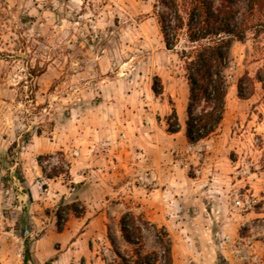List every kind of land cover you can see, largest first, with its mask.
Returning <instances> with one entry per match:
<instances>
[{"label": "rangeland", "instance_id": "374dc122", "mask_svg": "<svg viewBox=\"0 0 264 264\" xmlns=\"http://www.w3.org/2000/svg\"><path fill=\"white\" fill-rule=\"evenodd\" d=\"M157 2L0 0V178L18 171L27 188L26 179L38 183L40 197L32 205L16 179L0 183V264H23L25 242L27 264H104L113 248L129 254L118 231L125 212L165 228L172 264H264V28L232 44L223 119L214 134L189 144L179 57L188 44L182 37L174 50L165 48ZM153 77L161 81L159 97ZM240 78L244 93L252 81L246 100L237 97ZM172 107L180 131L169 137ZM83 138L126 165L127 183L115 198L84 205L61 152L39 155L38 165L35 153L45 145L76 149ZM53 173L68 189L62 196L45 184ZM70 205L92 215L76 220ZM57 211L65 217L60 234ZM93 212L105 214L88 225ZM138 224L145 252L155 250L151 226Z\"/></svg>", "mask_w": 264, "mask_h": 264}, {"label": "trees", "instance_id": "16d2710c", "mask_svg": "<svg viewBox=\"0 0 264 264\" xmlns=\"http://www.w3.org/2000/svg\"><path fill=\"white\" fill-rule=\"evenodd\" d=\"M241 4H244V13L240 11ZM154 8L165 48L174 50L182 37L188 44L179 53L188 88L184 137L189 144H197L214 134L223 119L227 94L224 72L228 67L230 48L234 42H243L248 31L262 32L264 0H158ZM247 80L250 83L248 93H244V78H240L236 84L237 97L240 100L251 96L252 81ZM151 91L156 97L162 95V85L158 77H153ZM165 124L168 134L180 131L178 116L173 107L165 118ZM35 135L40 136V133L36 131ZM16 146L13 143L11 149ZM8 152L10 153V149ZM41 158L38 156L36 159L38 165ZM9 162L14 164V158ZM65 174L68 175V170ZM57 177V173L46 175L49 180ZM12 178L21 185L22 194L31 202L30 192L18 171L9 174L6 179L1 177V188L5 187L3 183L7 179L11 183ZM74 187H80V192L83 190L82 183L72 184V188ZM75 202H78V197H75ZM69 209L74 217L83 214V207L70 205ZM24 212L23 208L22 213ZM55 219L56 232L60 234L64 229L62 222L65 217L57 211ZM138 222L143 226L149 224L131 212L121 215L118 231L123 242L130 247L129 254L122 255L113 248L114 258L111 261L103 260L104 264H172L171 241L165 228L149 224L156 249L145 252L143 227ZM28 260L29 247L25 242L22 263L27 264Z\"/></svg>", "mask_w": 264, "mask_h": 264}, {"label": "crops", "instance_id": "0c3cea01", "mask_svg": "<svg viewBox=\"0 0 264 264\" xmlns=\"http://www.w3.org/2000/svg\"><path fill=\"white\" fill-rule=\"evenodd\" d=\"M176 134H169V137H173ZM82 141L85 143L82 142L81 147L77 146L76 149H69L61 143H49L48 145H45L42 150H38L35 154L39 156L58 151L63 153L66 157H70L68 169L70 178L69 182L72 184H83V190L78 197L84 205L89 202L90 199H95V197L98 199L101 198L105 201L115 198L118 193L121 192V185L127 183L124 177L125 173L122 172V168H126V165H117L113 161V158L115 157L119 159L120 156H114L110 150H106V152L100 151V145L95 144L93 140L88 143L86 142L87 140L83 138ZM35 168V175L39 176V166L36 165ZM46 180L47 183L45 184L49 186L50 192L53 191V196H62L65 191L68 190L65 185H62L58 178ZM26 182L31 196L30 203L34 205V203L40 199L38 194L36 197L34 196V192L37 193L39 188L38 183L33 184L29 179H26ZM102 214H105V212H99L98 214L93 212V215L97 216H95L93 220H89L88 225H91L92 222H97ZM88 215L91 216L92 214H89L88 210L85 209L80 217H76V220L87 222L86 216Z\"/></svg>", "mask_w": 264, "mask_h": 264}, {"label": "water", "instance_id": "95a60500", "mask_svg": "<svg viewBox=\"0 0 264 264\" xmlns=\"http://www.w3.org/2000/svg\"><path fill=\"white\" fill-rule=\"evenodd\" d=\"M27 234H28V227L27 226H24L23 229H22V231H21V236L23 237V236H25Z\"/></svg>", "mask_w": 264, "mask_h": 264}]
</instances>
